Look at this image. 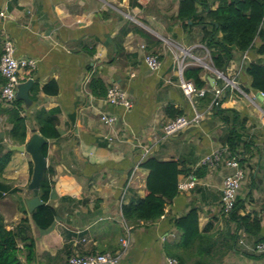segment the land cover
Masks as SVG:
<instances>
[{
    "label": "crops",
    "instance_id": "crops-1",
    "mask_svg": "<svg viewBox=\"0 0 264 264\" xmlns=\"http://www.w3.org/2000/svg\"><path fill=\"white\" fill-rule=\"evenodd\" d=\"M136 1L140 7L130 5V0H0V12H4L0 52L3 42L10 40L16 57L35 61L34 67L18 73L20 83L32 79L29 102L23 101L26 140L40 133L34 119L39 109H57L60 132L59 138L47 140L46 168L53 180L48 204L56 211L52 226L41 231L31 219L26 200L33 197L28 188L33 164L28 153L13 150L3 173L7 188L0 196L6 227L12 229L29 219L36 243L30 264H68L77 253L114 252L125 237L128 246L119 264H165L167 256L181 257L183 264H264V252L238 243L240 238L250 247L256 243V237L242 229L230 247L228 231L235 223L222 213L220 204L222 180L229 172L223 161L228 153L217 166L198 165L213 149L227 147V125L221 114L180 87L183 69L200 66L186 61V56L195 60V51L204 50L210 55L201 41V27H184L176 19L179 0ZM145 53L159 56L157 70L148 68ZM246 53L247 60L235 52L227 67L226 76L237 86L230 85L227 95L225 89L221 107L234 108L246 118L236 146L244 149L245 178L238 197L245 207L240 214L258 216L264 233V100L251 88L245 65L253 55ZM202 68L200 76L212 91L226 82ZM93 76L106 88L116 84L125 90L132 106L111 105L106 96L93 93L89 87ZM208 76L215 78L213 86ZM49 82L57 86L56 93L43 90ZM169 105L187 118L195 112L202 117L164 137L163 125L173 118L166 112ZM103 113L116 116L112 126L101 119ZM10 127L0 113V144L4 146L18 144L7 135ZM147 157L179 162L183 173L178 180L193 174L197 184L167 203L161 217L131 221L122 208L145 195L149 170L142 162ZM191 206L198 207L199 227L206 238L201 245L185 249L174 220Z\"/></svg>",
    "mask_w": 264,
    "mask_h": 264
},
{
    "label": "trees",
    "instance_id": "trees-1",
    "mask_svg": "<svg viewBox=\"0 0 264 264\" xmlns=\"http://www.w3.org/2000/svg\"><path fill=\"white\" fill-rule=\"evenodd\" d=\"M130 5L141 6L136 0H130ZM176 19L184 27L194 25L201 27V41L210 51L212 64L215 69L224 74L235 52L243 54L251 51L253 58L246 63L245 72L251 78V88L264 93V0H179ZM219 33L220 36H218ZM1 54L2 51L0 56ZM202 70L201 66L185 67L183 78L192 81L197 89L207 88L201 99L204 104H211L215 111L221 114V120L227 125L225 144L231 154L236 150L240 141L238 132L245 129L246 118L240 117L234 108L221 107L225 97L215 98L207 81L200 76ZM4 81L2 77L0 84L3 85ZM89 87L99 96L107 94L108 88L97 76L91 78ZM228 88L225 91L226 95ZM43 90L56 93L57 86L49 82L43 86ZM32 91L33 93L37 91L36 85L32 87ZM23 110V100L17 97L11 102L0 101V113L6 116V121L11 125L7 135L13 143L23 144L26 140V117L22 114ZM166 112L173 118L181 114V111L172 105L166 107ZM56 113L57 109H39L34 114L39 132L46 140L60 137ZM47 148L48 142L42 146V153L45 157ZM12 153L13 150L0 144V196L7 188L3 173ZM142 165L149 170L145 195L122 208L124 216L131 221L155 220L161 217L167 203L177 199L183 193L178 188V176L183 173L179 162L160 161L155 157H147ZM48 170V167L44 169L39 185V198L42 204L31 212V219L41 231L49 229L56 216L55 209L48 204L53 186ZM244 207V200L237 196L234 209L228 215V220L235 223V228L228 231L231 240L230 247L237 242L239 229H242L249 237H256V242L264 240L261 219L256 215L240 214ZM174 226L180 232L179 243L182 248L188 249L201 245L206 238L205 230L199 227V210L196 206H191L178 216L174 220ZM35 256L36 243L29 219L24 218L17 226L8 229L0 213V264H30ZM21 257L25 258L24 262ZM177 259L180 264H183L181 257Z\"/></svg>",
    "mask_w": 264,
    "mask_h": 264
},
{
    "label": "built area",
    "instance_id": "built-area-1",
    "mask_svg": "<svg viewBox=\"0 0 264 264\" xmlns=\"http://www.w3.org/2000/svg\"><path fill=\"white\" fill-rule=\"evenodd\" d=\"M4 16V12H0V17ZM144 47V45H142ZM184 55L186 56L187 51L183 49ZM143 59L152 71L157 70L161 62L159 56L154 53H145ZM243 59L247 60V53H243ZM184 58L180 61V68L184 66ZM196 63L201 62V59L195 57ZM35 61L33 59L27 58H18L15 56V49L12 41L5 40L3 42V50L0 56V74L4 78V83L0 89V100L4 102H11L16 99L17 86L19 85L18 73L21 69L25 67H34ZM217 78H221L226 82L220 86L214 88L213 92L215 98H220L225 91L232 83L233 80H230L223 72L214 69ZM180 87L184 94L191 97H201L205 93V88L197 89L192 81H187L181 78ZM264 95L263 92H261ZM107 102L115 106H123L125 109H129L132 106L130 99L127 96L125 90L119 87L116 84H113L107 89L106 94ZM217 103V102H216ZM202 114L200 112H195L192 118H187L186 116L179 115L175 118L169 119L163 125V136L169 137L179 131L185 129L193 123L199 122ZM101 119L108 125L112 126L116 120V116L113 114L103 113ZM148 150H146L147 152ZM228 153V157L223 160V155ZM244 156V149L239 148L235 151L228 152L226 146L218 147L213 149L211 152L206 154L198 163L199 166H217L222 160L229 169V172L226 173L222 180L221 188V211L224 215L228 216L234 209L236 199L240 186L245 178V170L241 165V159ZM197 184V179L193 174L182 178L178 181V188L182 192H188L192 190ZM238 243L244 246L249 250L261 253L264 252V240L256 242L249 246L242 238L238 240ZM128 246V238L125 237L121 239V247L114 251H105V252H94V253H77L69 257L68 264H119L122 258V255L126 251ZM165 264H180L179 260L174 256H167L165 259Z\"/></svg>",
    "mask_w": 264,
    "mask_h": 264
},
{
    "label": "water",
    "instance_id": "water-1",
    "mask_svg": "<svg viewBox=\"0 0 264 264\" xmlns=\"http://www.w3.org/2000/svg\"><path fill=\"white\" fill-rule=\"evenodd\" d=\"M214 77L208 76L210 85L213 86ZM32 84V79H28L17 86L16 97L29 102L28 90ZM257 96L261 100H264V95L260 91H257ZM47 140L38 132H34L23 144H8L6 145L10 150H16L26 152L30 155L33 167L28 184V188L32 190L33 197L26 200V206L28 211L31 213L38 205L42 204L39 198V185L43 176V171L47 166V159L42 153V146Z\"/></svg>",
    "mask_w": 264,
    "mask_h": 264
},
{
    "label": "rangeland",
    "instance_id": "rangeland-1",
    "mask_svg": "<svg viewBox=\"0 0 264 264\" xmlns=\"http://www.w3.org/2000/svg\"><path fill=\"white\" fill-rule=\"evenodd\" d=\"M179 52H181V50H178V53ZM195 54L196 55H198V57H201L200 59H201V61H202V63L201 62H199L198 61V63H196V60H194V58L193 59H191L192 57L190 56V55H187L186 56V61H188V60H191L193 63H195V64H198V65H200V66H204V67H206V69L207 70H209L210 72L211 71H213L214 73H215V76L218 74V73H216L215 71H214V67H213V64H212V61H211V59H210V55H209V53L208 52H206L205 50L203 51V52H199V51H195ZM188 56H190V57H188ZM180 58V57H179ZM225 75H227V74H225ZM217 77V76H216ZM228 77V76H227ZM219 79H221V78H219ZM229 79H230V77H229ZM226 80V79H225ZM221 82H223V79L221 80ZM231 84V86H232V88L233 89H236L235 87L237 86L235 83L234 84H232V83H230ZM204 166V165H203ZM242 187V186H241Z\"/></svg>",
    "mask_w": 264,
    "mask_h": 264
}]
</instances>
